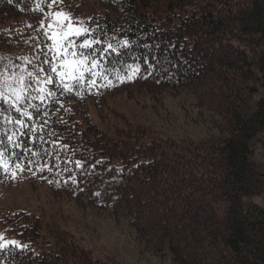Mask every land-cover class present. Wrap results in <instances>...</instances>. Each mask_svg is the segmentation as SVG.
<instances>
[{
	"label": "trees",
	"instance_id": "obj_1",
	"mask_svg": "<svg viewBox=\"0 0 264 264\" xmlns=\"http://www.w3.org/2000/svg\"><path fill=\"white\" fill-rule=\"evenodd\" d=\"M40 2L0 0V73H19L27 56L32 59L26 69L49 71L42 49L50 43L39 24L45 17L35 11ZM93 2L99 10L89 8L86 23L103 30L95 33L103 41L99 47L129 41L102 59L112 86H99L105 83L101 77L91 91L84 88L77 95L51 85L54 97L30 101L39 105L29 109L31 117L0 100V109H8L0 113V129L15 132L27 149L39 153L17 148L23 152L20 162L31 158L52 168L33 167L18 175L33 188L44 185L57 196L126 221L147 248L174 263L264 264V208L247 200L264 196V161L254 150L264 134V0ZM72 5L82 9L85 0H61L51 8L41 4L46 12ZM127 65H140L141 73L120 82L116 71L123 74ZM120 95L156 101L170 96L207 115L221 134L198 141H146L142 126L104 127L91 119L89 102L100 106ZM4 117L25 120L26 126L13 127ZM0 176L2 185L13 180L2 170ZM43 228L34 213L3 210L0 230L8 240H26V247L0 251V264H119L74 241L39 247Z\"/></svg>",
	"mask_w": 264,
	"mask_h": 264
},
{
	"label": "rangeland",
	"instance_id": "obj_2",
	"mask_svg": "<svg viewBox=\"0 0 264 264\" xmlns=\"http://www.w3.org/2000/svg\"><path fill=\"white\" fill-rule=\"evenodd\" d=\"M105 7L118 11L111 3H107ZM89 8L96 9L93 0H85V7L82 9H76L72 5L58 11L70 13L75 20H83L87 27ZM96 10H99V6ZM43 40H46L45 36ZM25 58L27 61L32 59L30 56ZM27 61L24 59L19 63V73L22 69L24 74L30 71L25 68ZM87 111L94 122L104 127L121 126L125 122L144 127L147 131L146 141H198L221 134L218 126L208 121L207 115L183 108L170 96L156 101L120 95L109 98L106 104L100 106L89 102ZM256 142L255 158L264 161V134ZM247 200L264 208V196H251ZM3 210H25L43 219L44 228L35 243L39 247L52 245L60 248L64 243L74 241L93 256L106 261L114 260L119 264H177L172 262L169 255L155 253L147 248L126 221H117L100 209L84 205L76 199L67 200L57 196L44 185L33 188L21 175H17L10 183L0 184V213ZM0 237L7 239V234L0 230ZM19 242L22 245L26 240Z\"/></svg>",
	"mask_w": 264,
	"mask_h": 264
},
{
	"label": "snow or ice",
	"instance_id": "obj_3",
	"mask_svg": "<svg viewBox=\"0 0 264 264\" xmlns=\"http://www.w3.org/2000/svg\"><path fill=\"white\" fill-rule=\"evenodd\" d=\"M60 2L61 0H51V3H49V0H41L35 8V11L45 17V19L39 21V24L41 29H44L46 40L51 41L42 49L45 52V59L42 63L48 65L49 71L46 72L44 67H38V71H29L26 74H24L23 69L20 73H0V100L16 112H21L25 117L33 116V112L29 109L39 108V105L30 103V101L39 100L43 103L46 99L55 96V92L49 87L51 85L58 84L63 92L75 91L77 95H80L81 90L84 88L91 91L92 88L97 86L101 77L105 83L99 86H112V79L103 68L102 59L107 58L109 50L115 52L119 48L129 45V41L124 40L115 46L108 42L106 47H99L103 41L96 39L95 33L99 30L103 34L102 29L85 27L83 20L73 19L70 13L63 11L46 12L45 7L41 6L43 4L51 8L54 4ZM29 27L31 26L29 25ZM81 36L85 37L83 41L73 45V39H79ZM25 59L27 61V58ZM27 63L30 64L31 61H27ZM40 73H44V75L41 76ZM140 73V65H127V71H124L123 74L116 71V79L120 82L131 81ZM33 92H35L34 96L32 95ZM7 110L0 109V113ZM3 119L6 124L10 123L13 127L19 125L24 128L26 126V121L19 118L4 117ZM24 134L21 133V135ZM0 137H2L0 138V170L7 178L15 179L19 173L25 170L30 171L33 167H41L40 161H34L31 158L23 163L20 162L23 152H17L16 149L24 148V151L28 152H31V150L23 145L15 132L8 134L7 130L0 129ZM64 147H67V145H64ZM31 155L36 156L39 153L31 152ZM76 163L82 166L80 161ZM44 167L52 170L50 164L43 165L41 170ZM75 183L78 184L79 181L76 180ZM10 246L26 247V245H21L19 241L0 237V251L9 249Z\"/></svg>",
	"mask_w": 264,
	"mask_h": 264
}]
</instances>
